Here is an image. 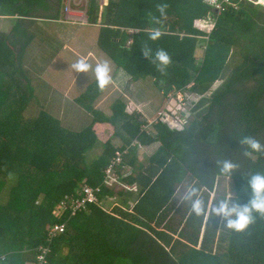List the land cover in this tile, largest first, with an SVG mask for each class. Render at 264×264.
Masks as SVG:
<instances>
[{
  "label": "trees",
  "instance_id": "trees-1",
  "mask_svg": "<svg viewBox=\"0 0 264 264\" xmlns=\"http://www.w3.org/2000/svg\"><path fill=\"white\" fill-rule=\"evenodd\" d=\"M228 1L219 13L203 0H166L167 14L159 17L160 0H107L99 49L130 80H152L164 98L172 93L170 104L182 109L163 112L184 125L170 130L157 122V114L147 133L124 97L105 118L92 111L98 91L93 85L75 101L92 121L74 133L43 112L24 118L39 86L25 75L38 44L30 31L38 21H58L63 0H0V17L14 19L10 32L0 33V264H264V217L254 214L249 228L236 233L221 217H197L190 203L182 202L186 188L195 185L206 208L216 206L224 200L211 201L216 180L228 179L230 200L247 204V181L264 174V153L245 156L238 143L241 136L264 143V9ZM97 4L87 0L89 25L97 24ZM151 15L160 25L151 23ZM201 19L214 23L208 33L195 27ZM156 26L164 34L149 41L146 30ZM145 46L168 51L172 64L166 74L144 57ZM97 125L108 132L104 144L94 131ZM116 138L123 147L111 145ZM153 144L159 149L143 170L137 149ZM225 159L237 166L231 177L220 171L218 162ZM113 163L116 182L109 188L104 172ZM127 169L131 173L123 177ZM80 185L98 193L95 202L70 216L67 200L78 199ZM132 186L137 195L128 207L123 193ZM107 199H121L123 210L105 212ZM54 224H63V231L48 240ZM42 249L46 253L39 261Z\"/></svg>",
  "mask_w": 264,
  "mask_h": 264
},
{
  "label": "crops",
  "instance_id": "crops-1",
  "mask_svg": "<svg viewBox=\"0 0 264 264\" xmlns=\"http://www.w3.org/2000/svg\"><path fill=\"white\" fill-rule=\"evenodd\" d=\"M97 5L99 6V15L97 17L96 25H89L88 18L86 15L87 23L84 26H89L88 32H89V35L91 36L90 39L87 41L80 42L79 40L75 39L74 45L71 46L70 43L66 42L67 37L66 38L63 37L64 32H62L61 28L67 29L68 31L69 28L71 30V27L74 25L72 23H68L65 21L64 14L62 12L65 8V0H63V8L60 12V18L58 19V21L52 22V26L55 25L57 28V26L60 25L58 26V29L61 30V33L58 32L57 36L59 37L62 36L64 39H66V41L58 40L53 34L52 36L51 34L47 33L49 32V30L46 31V28L44 26L43 27L41 26L42 29H40V32H46L45 36L47 37V43L44 44V47L46 48L49 47L51 50L49 51L51 54L50 55L51 57L50 59L46 60L45 65L41 67L39 71L41 73L33 74L34 82L39 85L38 87L35 88L36 94L34 98L36 99L34 100L40 101L39 97L43 96V99H42L43 103L40 106H37L36 104L33 103V101H31V103L29 104L25 112H30L32 109L37 108L39 109V113L43 112L44 114L48 115L49 117H51L53 120H55L58 123V126L60 128H62L63 130L69 131V132H74V133L77 132L73 128V125L75 124L76 120L80 121L83 119L84 126L85 125L88 126V124H90V122L92 121V115L86 114L83 110L79 109L75 105V101L79 99L88 88H90L93 85H96L94 72H93V77L90 76V74L86 75L82 73H76L71 68V65L75 63L77 59H79L80 57H87L88 62L94 66L97 62L104 61V58H105L107 59V61L110 62L112 66V75L114 79V85L110 86L109 88L103 91L98 89L96 100L91 105L92 111H95L98 114L102 115L103 117L108 118L111 116V113H112L110 111V106L113 105L115 100L117 99L122 100V98L124 97L125 103L128 101V104L131 106L132 108L131 111H134L136 115H139L142 118V121L146 124L145 128L147 129L145 130V132L150 133L152 122L155 120L156 115L159 112L165 110L167 101L162 100L160 98L161 96L159 95V103L156 102L155 105L150 104V102L140 103L136 101L133 94H130L129 92L127 94V92L124 91V89L126 88V84H128V82H131V86H132L133 84L142 85V82L145 81L146 84L151 86L152 88H153V82L150 79L138 80V81L130 80V78L121 69H119L113 63V61L110 58H108L99 49L98 47V38H99V30H100L99 24L101 21L102 10L107 5V2H105L104 4L100 2ZM4 20H14V19L11 17H0V33L8 34L13 24H11L10 27L9 25L1 24L2 21ZM37 23H47V22L38 21ZM200 23L201 25L198 22L197 26H202L204 24V22H201V21ZM39 25L40 24H37V26ZM32 26H36V25H32ZM8 27H9V30L8 32H6V28ZM73 32L76 34L78 33V31H73ZM73 46H76V47L72 48ZM38 48H40V45L38 46ZM96 48L100 52V55L96 56L94 54V49ZM30 68L31 67H29L26 70L29 71ZM66 69L68 70L70 74L69 77H68V73ZM40 74L46 76L48 81L46 82V80H39L38 77L36 76H39ZM123 74L126 75V78L122 77ZM149 82L151 84H149ZM153 89L154 91H156L155 88ZM56 91L58 93H56ZM135 92L137 93L138 91H133V93ZM158 106H161V108H156ZM65 108H68V116L64 120L61 121L60 118L61 116H63V112ZM50 109H52L51 113H50ZM109 111L111 113H109ZM37 116L38 114L35 117H29L28 119L36 118ZM104 129L105 128L102 125H97L94 128V131L96 132V134H98L99 132H102L103 136L99 137V141L102 144L109 141L108 135H107L108 132L103 131ZM110 143L115 149L123 147V143L120 141V139H117V138L114 140H111ZM158 149H159V144H153L149 146H139V148L137 149L136 157L138 159L139 164L143 166V170H145L148 167L149 165L148 160L151 158L152 155H154L158 151ZM130 173H131L130 169H127L122 173V176L126 177L130 175ZM126 190L127 191H125V193L123 194L129 198V202L127 206L133 207L132 201L136 199L137 189L135 186H132V187H128ZM120 202H121V199H117L115 202L108 201L105 204L106 206L104 207L106 208L107 212L108 211L110 212V210L112 209L121 208L120 206H122V210H123V205H121ZM125 210H128V209H125ZM171 212L172 211H170L169 216ZM160 227H163V224ZM174 238L176 237L174 236Z\"/></svg>",
  "mask_w": 264,
  "mask_h": 264
},
{
  "label": "clouds",
  "instance_id": "clouds-1",
  "mask_svg": "<svg viewBox=\"0 0 264 264\" xmlns=\"http://www.w3.org/2000/svg\"><path fill=\"white\" fill-rule=\"evenodd\" d=\"M167 10L168 4L166 0H160L156 5V12L159 13V17H164L167 14ZM151 23L153 25H160V19L155 15H151ZM195 27L198 28L197 22L195 23ZM146 31L148 40L152 42L161 40L164 34L160 26L150 27ZM143 55L145 58L150 59L157 71L162 74H166L167 69L172 64L170 54L163 48H159L153 52L150 47L145 46ZM71 68L76 73L86 75L89 72H94L96 86L101 91L114 85L112 66L107 60L97 62L93 67V65L88 62L87 57H80L71 65ZM238 143L244 150L243 154L245 156H250L253 153H264V143L253 136H241L238 139ZM218 164L221 173L229 177H231L237 168V166L228 159L219 161ZM247 185L251 192V197L247 204L242 205L230 199H224L219 201L216 206L206 208L205 201L201 198L199 189L195 185H189L186 188L182 197V202H189L192 213L197 217L205 215L206 213H211L225 220L228 229L236 233H242L254 222L255 215L264 217V174L256 173L251 175L247 181Z\"/></svg>",
  "mask_w": 264,
  "mask_h": 264
},
{
  "label": "rangeland",
  "instance_id": "rangeland-1",
  "mask_svg": "<svg viewBox=\"0 0 264 264\" xmlns=\"http://www.w3.org/2000/svg\"><path fill=\"white\" fill-rule=\"evenodd\" d=\"M251 2H252V0H250ZM85 2H87V0H75V3L77 4V6L76 7H73L72 8V12H81L82 11V14L83 15H85V13H86V10H85V7H83L84 6V4H85ZM105 3V2H107V0H98V4L99 3ZM256 2V1H255ZM261 8H263L264 9V7H262V6H260ZM62 12H64V10L62 11ZM62 14V13H61ZM86 17V16H85ZM86 20V19H85ZM42 22V21H41ZM70 23H72V22H70ZM197 23H198V21H197ZM1 24H5V25H9V27H10V25L11 24H14V21L13 20H4V21H2V23ZM37 24H40L39 26H37ZM72 24H74L72 27H71V30H70V28H69V30L67 31V29H62L61 28V30H62V32H64L63 33V37L64 38H66L67 37V41H66V39H64L62 36H57V33L59 32V33H61V30L60 29H58V26H60V25H58L57 26V28H56V26L55 25H53L52 26V23H49V22H47V23H36V26H34L33 28H32V30L30 31L31 33H32V35L34 34V37L36 36V38H37V40H38V44H36V46H35V49L33 50V55H32V57L31 58H28V60L26 61V66H25V69H28L29 67H31L30 69H29V73H31V74H35V73H37V74H39V73H41V72H39L40 71V69H41V67H43L44 65H45V63H46V60H48V59H50V52L49 51H51L50 50V48L49 47H44V44L45 43H47V37L45 36V34H46V32H40V29H42V27L44 26L45 28H46V31L47 30H49V32H47V33H49V34H53L58 40H63V41H66L67 43H70L71 44V46L72 45H74V40L75 39H77V40H79L80 42H84V41H87V40H89L90 39V35H89V32H88V28H89V26H84V25H82V26H80V24L79 23H72ZM199 24L201 25V23L199 22ZM77 25H79V26H77ZM42 26V27H41ZM52 26V27H51ZM9 27L8 28H6V32H8V30H9ZM200 27H202L201 28V30H202V32H204V33H208L211 29H212V27H213V23L211 22H205L202 26H200ZM3 28V27H2ZM64 28V27H63ZM54 30V31H53ZM66 30V31H65ZM69 31H71V32H73V31H78V33L76 34V33H71V32H69ZM65 34V35H64ZM52 35V36H53ZM78 35V36H77ZM76 36V37H75ZM52 43V42H51ZM128 43H130V42H128ZM40 45V48H38V46ZM77 46H79V45H77ZM42 47H44V48H42ZM76 46H73L72 48H75ZM95 47V46H94ZM96 47H97V45H96ZM71 48V47H70ZM49 49V50H48ZM26 55L27 54H30V53H25ZM94 54L97 56V55H100V52L97 50V48L96 49H94ZM201 54H202V52L201 51H198L197 52V56H198V58H200L201 57ZM54 57H55V55H54ZM104 60H107V59H105L104 58ZM93 67H94V65H93ZM66 71H67V73H68V77L70 76V74H69V72H68V70L66 69ZM28 72L26 73L25 72V75L29 78V80L31 81V82H34V79H33V77L31 76V74H29ZM88 74H90V76H92L93 77V72H89ZM36 77H38V79L39 80H46V82L48 81V79L46 78V76H44V75H42V74H40L39 76H36ZM123 78H126V75L125 74H123V76H122ZM35 83V82H34ZM149 84H151L150 82H149ZM127 89V90H126ZM154 91V89L151 87V86H149V85H147L146 84V82L145 81H143L142 82V85H136V84H133L132 86H131V82H128V84H126V88L124 89V91H126L127 92V94H128V92L130 93V94H133V96H134V98L136 99V101L137 102H140V103H146V102H150V104H153V105H155V103L157 102V103H159V95L161 96L160 98L162 99V100H164V101H169V103L168 104H166V108H165V110L167 111V112H170V110L172 111V113H174V114H176V112H178V114L180 113V109H182V108H180V106H173V105H171L170 104V100L173 98V94L172 93H170V94H168L165 98L162 96V94L161 93H158V92H156V91ZM65 91V90H64ZM63 91V92H64ZM133 91H138L137 93L135 92V93H133ZM56 93H58L57 91H56ZM155 93V94H154ZM59 96V95H58ZM43 96H40L39 97V100L40 101H38V106H40V104L41 103H43ZM167 99V100H166ZM177 99V101L179 102V103H181L182 102V98H176ZM150 100V101H149ZM35 101H37V100H33V102H35ZM127 104H128V101L126 102ZM35 104V103H34ZM32 106V105H31ZM156 108H161V106H158V107H156ZM53 109V108H52ZM52 109H50V113L52 112ZM76 109V108H75ZM185 111H186V115L187 116H189L188 115V111H187V109L185 108ZM161 112H163V111H161ZM39 113V109H37V108H34V109H32L30 112H25L24 113V118H29V117H35L37 114ZM184 113V112H183ZM167 115H169V114H167ZM68 116V108H65V110H64V112H63V116H61V118H60V120L62 121V120H64L66 117ZM170 116V115H169ZM171 117V116H170ZM187 119H188V117H187ZM141 120H142V118H141ZM162 125V124H161ZM83 127H84V122H83V119L82 120H80V121H77L76 120V122H75V124L73 125V128H74V130L75 131H80V130H82L83 129ZM147 128H145V130H146ZM100 130H102V129H100ZM105 130V129H104ZM103 130V131H104ZM99 134V137H101V136H103V134H102V132H99L98 133ZM108 135V134H107ZM105 137H106V135H105ZM100 152V150L98 151V153ZM98 153H96V155L98 154ZM113 186V185H112ZM116 186V185H115ZM119 187H121V186H119V185H117L116 186V190H119L120 188ZM232 188H233V185H232V182H231V180H228V179H217L216 180V184H215V192L212 194V196H211V201L213 200V198H215V199H218V197L219 196H222L224 199H230L232 196H233V193H232ZM179 195H180V193L178 192L177 193V199L178 200H180L181 198L179 197ZM103 208V210L106 212L107 210H106V208L105 207H102ZM109 212V211H108ZM215 216V215H214ZM216 217V216H215ZM217 241V239L215 240V242ZM214 247V246H213ZM37 260H39V261H42V259H39V258H37Z\"/></svg>",
  "mask_w": 264,
  "mask_h": 264
},
{
  "label": "built area",
  "instance_id": "built-area-1",
  "mask_svg": "<svg viewBox=\"0 0 264 264\" xmlns=\"http://www.w3.org/2000/svg\"><path fill=\"white\" fill-rule=\"evenodd\" d=\"M243 1H249L250 0H243ZM228 3V0H203V3L208 5L209 7L213 8L216 11L222 12L224 10V5L223 3ZM253 4H258L262 7H264V0H256V2L254 0H252ZM87 3L85 2L84 6L85 10L87 9ZM77 4L75 3V0H65V8H64V17H65V21L70 23H79L80 25H84L87 23L86 19V13L85 15L82 14L81 12H72V8L76 7ZM212 22L211 20H199V22ZM213 23V22H212ZM214 25V23H213ZM199 29H201L202 27L198 26ZM126 45H130V43H127ZM182 98L181 95H178L177 98ZM157 122L168 127L170 130H174V131H181L182 127L184 125V121L182 119L179 118H174V117H170L169 115H167L165 112H159L156 118ZM155 120V121H156ZM116 160H115V164H119L120 160H119V156L118 154H116ZM114 163L111 164L104 172L105 174V181L104 184L106 186L112 187L113 184H115L116 179L114 176ZM98 193L97 189H89L86 186L80 185L79 189L75 192L76 197H78V199L75 200H67L68 203V208L66 210L70 211V216H73V214L79 210H84L85 205L87 204H91L93 202H95V197L94 194ZM63 203H60L57 206V214H60L59 216H61V214L63 213ZM64 228L63 224H54L52 225L48 231H47V239H52V237H54L56 235V233H62ZM46 253V249H42L41 250V254L38 255L39 259H43L44 254Z\"/></svg>",
  "mask_w": 264,
  "mask_h": 264
}]
</instances>
